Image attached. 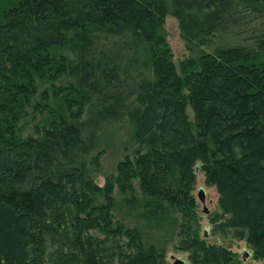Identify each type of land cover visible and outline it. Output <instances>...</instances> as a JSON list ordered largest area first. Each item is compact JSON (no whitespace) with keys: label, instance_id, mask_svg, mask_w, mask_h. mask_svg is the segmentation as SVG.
I'll list each match as a JSON object with an SVG mask.
<instances>
[{"label":"trees","instance_id":"16d2710c","mask_svg":"<svg viewBox=\"0 0 264 264\" xmlns=\"http://www.w3.org/2000/svg\"><path fill=\"white\" fill-rule=\"evenodd\" d=\"M196 171L209 235L264 259V0H0V264H165L145 236L175 229L188 264H240L200 235Z\"/></svg>","mask_w":264,"mask_h":264},{"label":"rangeland","instance_id":"374dc122","mask_svg":"<svg viewBox=\"0 0 264 264\" xmlns=\"http://www.w3.org/2000/svg\"><path fill=\"white\" fill-rule=\"evenodd\" d=\"M163 30L165 33V39L166 42L170 48V53L173 59V62H177V60L181 59L185 55L184 47L182 40L179 36V31L177 27V23L174 18L172 17H165L164 23H163ZM187 116L190 118L191 113L187 109ZM126 140L124 134L122 133V130H119L117 127L115 129H111L110 131H107L103 134V136L100 139V148L102 149L101 153V166L104 170L107 172H113L116 162L121 157L122 153L126 148ZM98 183H102V178L98 179ZM199 189L202 190V201H199L197 198V193ZM192 195L195 198L196 201V211L199 215V225H200V235L204 238L206 243H215V244H221L224 247L229 248L231 251L235 252L240 259V264H264V259H253L250 255L249 256H243V251H249L248 248L245 246L243 240H235L230 235H209V226L207 224V216L215 211V201H216V193L212 186H206L203 182V175L201 172L196 171L195 177H194V183L191 190ZM114 200L117 202L120 198V195L118 192L114 191ZM204 208L207 210L206 213L203 212ZM111 214L113 217H117V215L120 214L119 208L115 207L113 208V211L111 210ZM91 221V220H90ZM123 223L128 224L129 218H124ZM92 222V221H91ZM111 224V223H110ZM176 235V229L175 232L172 233L171 237H168V235L163 236L159 235L160 233H153L149 232L150 238L145 236L149 242H154V240L158 239V243H162L165 248V264H173L174 258H179L183 261L182 264H188L186 260V252L185 251H179L177 250L176 246L178 244ZM204 235V236H203ZM174 236V238H173ZM118 237V234L116 235ZM154 239V240H153ZM45 247L43 250V253H41L42 259L49 261V259L54 256L55 254V246L52 245L56 241H59V239L51 240L44 239ZM152 240V241H150ZM63 243H65L67 246L70 243V240H67L63 237ZM106 248L110 246L111 242L109 240H105ZM155 243V242H154ZM156 244V243H155ZM54 246V247H53ZM70 247V246H69ZM176 247V248H175ZM127 249H129L127 247ZM57 250V249H56ZM116 249L112 250L115 251ZM104 251V250H102ZM100 251V252H102ZM250 252V251H249ZM39 255V254H37ZM36 255V257H37ZM35 257V255H34Z\"/></svg>","mask_w":264,"mask_h":264},{"label":"water","instance_id":"95a60500","mask_svg":"<svg viewBox=\"0 0 264 264\" xmlns=\"http://www.w3.org/2000/svg\"><path fill=\"white\" fill-rule=\"evenodd\" d=\"M197 198L199 201H202V190L201 189H199V191L197 193ZM204 210H205V208H204ZM246 255H247V253L244 252L243 256L245 257ZM182 263H183V261L179 258H174V260H173V264H182Z\"/></svg>","mask_w":264,"mask_h":264}]
</instances>
